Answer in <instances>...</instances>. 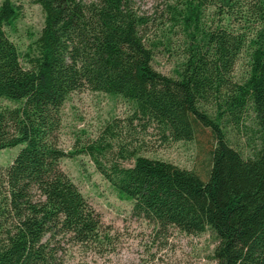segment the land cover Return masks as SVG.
<instances>
[{
    "label": "trees",
    "instance_id": "obj_1",
    "mask_svg": "<svg viewBox=\"0 0 264 264\" xmlns=\"http://www.w3.org/2000/svg\"><path fill=\"white\" fill-rule=\"evenodd\" d=\"M23 1L38 5L44 18L20 53L4 27L20 17ZM132 4L3 0L0 151H18L0 168V264H64L66 246H109L100 215L60 167L81 154L131 203L132 215L158 233H209L214 264H264V0H175L155 37L147 36L150 20ZM157 52L176 58L174 77L154 69ZM242 57L247 68L237 80ZM82 90L130 103L131 120L164 140L190 142L208 129L215 145L207 179L128 147L113 151L103 139L65 153L56 142L61 110ZM249 112L244 154L220 120L227 115L240 124Z\"/></svg>",
    "mask_w": 264,
    "mask_h": 264
},
{
    "label": "rangeland",
    "instance_id": "obj_2",
    "mask_svg": "<svg viewBox=\"0 0 264 264\" xmlns=\"http://www.w3.org/2000/svg\"><path fill=\"white\" fill-rule=\"evenodd\" d=\"M174 1L133 0L135 12L150 20L147 36L155 37L158 23L166 21V6ZM2 2L0 0V6ZM17 5L22 9L21 15L12 27H4V31L19 52L24 53L42 28L44 16L38 5L26 1ZM176 66V58L159 52L155 54L153 67L157 72L174 77ZM246 68V60L242 57L235 65L234 77L240 79ZM4 104L0 102V106ZM132 108L121 98L103 93L88 90L72 93L61 110L56 142L69 154L103 139L113 151L119 146L128 147L139 156L172 163L207 179L215 145L208 129H199L190 142L164 140L152 126L132 121ZM208 111L216 116L215 108L209 107ZM220 125L230 144L245 154L252 114L247 113L240 124L224 115ZM17 151L18 148L0 151L1 169L12 162ZM111 156V152H107L106 157L111 159ZM133 161L122 165L130 166ZM60 167L100 215L102 233L110 237L105 250L66 246L64 264H214L211 255L216 243L209 233L185 235L174 228L158 233L152 223L132 215L131 203L116 194L85 154L65 157Z\"/></svg>",
    "mask_w": 264,
    "mask_h": 264
}]
</instances>
